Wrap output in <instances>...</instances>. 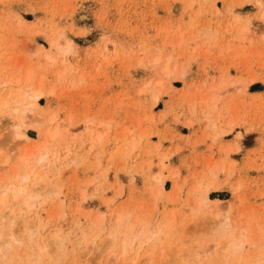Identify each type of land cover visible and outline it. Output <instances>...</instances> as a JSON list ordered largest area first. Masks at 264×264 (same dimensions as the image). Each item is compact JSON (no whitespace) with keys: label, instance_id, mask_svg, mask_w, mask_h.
<instances>
[{"label":"rangeland","instance_id":"obj_1","mask_svg":"<svg viewBox=\"0 0 264 264\" xmlns=\"http://www.w3.org/2000/svg\"><path fill=\"white\" fill-rule=\"evenodd\" d=\"M33 89L44 94L27 140L6 141ZM9 150L31 154L0 169L9 190L37 170L53 191L25 216L44 239L66 238L47 246L60 264L150 252L143 264H192L193 249L217 264L228 240L242 248L231 264H264V0H0V157ZM44 151L60 157L46 171L33 162ZM8 254L0 264H21Z\"/></svg>","mask_w":264,"mask_h":264},{"label":"bare ground","instance_id":"obj_2","mask_svg":"<svg viewBox=\"0 0 264 264\" xmlns=\"http://www.w3.org/2000/svg\"><path fill=\"white\" fill-rule=\"evenodd\" d=\"M257 2H260L261 0H256ZM262 3V2H261ZM69 40H66L65 44L63 46L60 47V51L61 52H65L69 49ZM53 43V42H52ZM49 58V57H47ZM169 59V58H168ZM167 59V61L165 62V66L162 68V73L165 76H169V73L167 71V62L169 61ZM153 62H158L157 58H154L152 60ZM169 69V68H168ZM31 73L28 72L27 77H26V81H29ZM169 79V78H168ZM18 80V79H17ZM12 94V93H11ZM44 93L40 90V89H33L30 91H27V95H26V99H29L30 101L25 102L24 104L21 105H15L13 106V108L11 109V118H10V122L8 124V128L10 129V134H9V138H7L6 141H9L10 138H16V139H20V140H27V135L24 132L20 131V128L22 126L26 125V114H28V112H31L32 110H34L35 108L39 107V100L41 99L42 95ZM20 97V96H19ZM25 98V97H24ZM19 100V99H18ZM22 102V101H21ZM19 102V103H21ZM24 102V101H23ZM8 110V109H7ZM45 118V117H44ZM55 119V117L53 116H49L48 118L44 119L42 122V125L44 126V130L43 133L46 134L47 139L50 138V140L54 137H56L59 133H60V128L59 125H57L56 127L53 128H45V125L47 124H51L53 122V120ZM27 120V119H26ZM42 127V126H41ZM48 127V126H47ZM3 129H7V127L3 128ZM95 131V130H94ZM38 132V131H37ZM41 133V132H39ZM19 140V143H20ZM55 142V141H54ZM49 145V144H47ZM51 145V144H50ZM49 145V148H50ZM42 147V146H41ZM13 148V147H12ZM39 148V147H38ZM55 148V147H54ZM53 148V149H54ZM41 149V148H40ZM51 149V148H50ZM13 150H16V148ZM54 151V150H53ZM62 151V150H61ZM11 151L9 150L8 154H6V156L4 157H0V169H9L10 167V160L11 157L16 156V158H18V160H29V156L31 155L28 151L27 152H23V153H19V157H17V155H11L10 153ZM33 152V151H31ZM42 152V150H41ZM59 152V151H58ZM37 153V152H36ZM51 153V152H50ZM56 157L54 158H48V154L44 151V153L39 154L37 156H35L33 162L38 166V168H42L43 166H45L46 164L45 161H47V165L48 164H53V162L56 164L57 160H60L59 158H57L59 156L58 153H56ZM36 155V154H35ZM53 155V154H52ZM55 155V154H54ZM64 155V154H63ZM33 157V156H32ZM62 157V156H61ZM15 159V158H14ZM50 159H52V161H50ZM63 159V158H62ZM30 161V160H29ZM56 161V162H55ZM32 162V160H31ZM61 162V161H60ZM76 162V160H75ZM31 164V163H30ZM29 165V163H28ZM59 165V164H58ZM30 167V166H29ZM34 168V167H33ZM37 168V169H38ZM55 168V166L53 167ZM59 168V167H57ZM27 169V168H26ZM29 169V168H28ZM44 169V168H42ZM47 169V168H46ZM34 170V169H33ZM45 170V169H44ZM43 170V173H44ZM57 170V169H56ZM29 171V170H28ZM46 171V170H45ZM31 172V171H29ZM29 172H24L23 174L18 176H21L19 178H21V184L30 179V174ZM42 172V170H41ZM51 172V171H50ZM47 174V173H46ZM53 174V173H52ZM40 175H42L40 173ZM39 175V171H35L34 175H33V181L34 183H30V185L24 186V184H22L21 186H17V188L13 187V191H15V195H13V205L10 206L7 199V196L10 195L9 193L13 192L11 190H9L8 187L5 186V184H3L2 181H0V253L2 254L3 252L9 253L8 255H10V257L12 256V260H14L15 262H19L21 264H60L58 261L59 259L63 256L64 251L63 252H59L62 256L58 257V256H53L52 257V253H56V249L58 248H62L63 245L61 243V245L59 244V242H64L66 240V238L63 237H59V239L57 237H48L46 239H44L41 236V231L40 228H43V224L42 221L37 219L33 222H31L32 224H28L26 222V216L25 214L28 213V211H30V208L32 206H34V204L36 203V200L38 201V199H40L41 201H43L45 198L50 197L53 193L52 189L49 187H45L46 185V180L43 181L41 179ZM48 175V174H47ZM44 176V175H43ZM10 178V177H9ZM44 178V177H43ZM51 178V177H50ZM1 180V179H0ZM3 180V179H2ZM51 180V179H50ZM6 181V180H5ZM4 181V182H5ZM17 181V180H16ZM161 181V180H160ZM19 182V181H18ZM32 182V181H31ZM7 183V182H6ZM17 183V182H16ZM14 183V184H16ZM29 183V182H28ZM49 183V182H48ZM9 185V184H8ZM12 185V184H11ZM44 186V187H43ZM49 186V185H48ZM12 188V187H11ZM29 190V193L24 196V193ZM54 190V189H53ZM14 194V193H12ZM56 194V193H55ZM11 198V196H10ZM12 200V199H10ZM216 201V200H215ZM206 204V203H204ZM214 204V203H213ZM8 205V206H7ZM5 208H7L5 210ZM34 211V210H33ZM35 212V211H34ZM206 213V212H205ZM32 214V212H31ZM30 214V215H31ZM222 214V213H221ZM29 216V215H27ZM35 218V217H34ZM46 221V220H45ZM227 221V220H226ZM228 222V221H227ZM44 224H46L44 222ZM147 228V227H146ZM234 228V226H233ZM232 228V229H233ZM55 229V228H54ZM218 229V228H216ZM235 229V228H234ZM225 230V229H224ZM235 231V230H234ZM55 232V231H54ZM114 232V231H112ZM233 232V231H232ZM56 233V232H55ZM160 233V232H159ZM213 233V232H212ZM222 233V232H221ZM114 234V233H113ZM125 234V233H124ZM150 234V233H149ZM129 235V234H128ZM125 236L121 239V241L119 242L120 244V254L122 255L121 258L123 259L124 256H126V252H127V247L131 244V241L133 240V238H131L130 236ZM139 235V234H138ZM158 235V234H157ZM222 235V234H221ZM219 235V236H221ZM232 235V234H231ZM110 236V235H109ZM114 236V235H113ZM124 236V235H122ZM141 236V235H140ZM153 235H150V237H152ZM218 236V237H219ZM222 237V236H221ZM234 237V236H233ZM147 238V237H146ZM145 238V239H146ZM235 238V237H234ZM158 239V238H157ZM156 239V241H157ZM161 239V237L159 238ZM84 240V239H83ZM151 240V239H150ZM112 241V240H111ZM114 241L116 240H113ZM118 241V239H117ZM144 241V240H143ZM81 242V241H80ZM93 242V241H92ZM91 242V243H92ZM100 242V241H98ZM149 242H152L149 241ZM177 242V241H176ZM83 243V242H82ZM103 243V244H102ZM100 242L99 244L104 245V242ZM153 243V242H152ZM156 243V242H155ZM98 244V243H97ZM114 244V243H113ZM141 244V243H140ZM150 244V243H148ZM223 244V243H222ZM242 244V243H241ZM51 245L53 247L52 249V253L49 252L48 247ZM79 245V244H78ZM109 245V244H108ZM112 245V244H110ZM118 245V243H117ZM155 245V244H154ZM152 245V246H154ZM225 246L221 247L219 246V248L216 250V257L218 258H222L220 259L219 263L217 264H231L232 262V256L234 255V253H238L239 251H241V245L234 243L232 240H228L227 242L225 241ZM66 246V245H65ZM80 246V245H79ZM151 246V247H152ZM159 246V245H157ZM100 247V246H99ZM103 247V246H101ZM100 247V248H101ZM106 247V246H105ZM104 247V248H105ZM115 247V246H114ZM142 247V246H141ZM199 247V245H198ZM217 247V246H216ZM215 247V248H216ZM51 248V247H50ZM49 248V249H50ZM149 248V247H147ZM159 248H161L159 246ZM214 248V250H215ZM155 250V249H154ZM194 252L196 253V257L192 258L193 260H195L192 264H197L200 263L201 264V260L200 258H198L197 256V249H193ZM102 251V250H101ZM109 251V250H108ZM66 252V251H65ZM104 252V251H103ZM207 253L209 251H206ZM153 253V252H152ZM150 252V254L146 253L147 255H145V257L143 259L147 260L148 262L151 263V261H153V254ZM159 253V251H158ZM156 253V254H158ZM119 254V256H120ZM126 254V255H125ZM66 255V254H65ZM215 255V254H214ZM112 256V255H111ZM164 256V255H163ZM247 256V255H246ZM65 257V256H64ZM118 257V256H117ZM161 257V256H160ZM120 258V259H121ZM215 258V257H214ZM9 259V258H8ZM216 259V258H215ZM245 257H239V259H237L236 263L234 264H243L241 261H244ZM1 260V258H0ZM7 260V259H6ZM116 260V259H114ZM144 260V262L140 259L139 261H142L143 263H146V261ZM157 260V259H156ZM246 260V259H245ZM106 261V260H105ZM109 261V260H108ZM118 261V260H117ZM122 261V260H121ZM130 261V260H129ZM136 260H131V264L136 263L134 262ZM158 261V260H157ZM204 261V260H203ZM235 261V260H234ZM4 262V261H3ZM7 262V261H6ZM116 262V261H115ZM126 264V261H124ZM141 262V264H143ZM163 262V261H162ZM216 262V261H215ZM246 262V261H245ZM1 263V262H0ZM107 263V262H106ZM105 263V264H106ZM161 263V262H160ZM206 263V262H205ZM212 263V260H211ZM11 264V263H10ZM112 264V263H111ZM115 264V263H114ZM137 264V263H136ZM176 264H185L183 261L178 262ZM207 264V263H206ZM214 264V262L212 263ZM246 264V263H245Z\"/></svg>","mask_w":264,"mask_h":264}]
</instances>
